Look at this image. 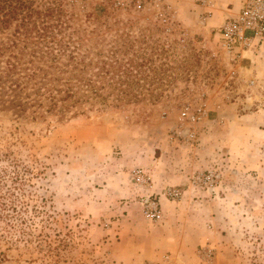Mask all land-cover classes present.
I'll list each match as a JSON object with an SVG mask.
<instances>
[{"label": "rangeland", "instance_id": "374dc122", "mask_svg": "<svg viewBox=\"0 0 264 264\" xmlns=\"http://www.w3.org/2000/svg\"><path fill=\"white\" fill-rule=\"evenodd\" d=\"M49 4L134 94L41 117L0 104V264H264V48L229 56L198 0Z\"/></svg>", "mask_w": 264, "mask_h": 264}, {"label": "trees", "instance_id": "16d2710c", "mask_svg": "<svg viewBox=\"0 0 264 264\" xmlns=\"http://www.w3.org/2000/svg\"><path fill=\"white\" fill-rule=\"evenodd\" d=\"M44 9L34 7V0H0V33L10 35L8 46H0V56L5 50L17 49V53L10 52L4 81L2 76L0 79L7 97L0 104L17 115L31 112L41 117L66 115L86 103H107L108 88L112 90L109 94L133 97L130 67L121 81L116 61L80 52L75 40L54 32L64 25L60 11L50 4ZM130 102L123 98L113 101L115 105Z\"/></svg>", "mask_w": 264, "mask_h": 264}, {"label": "built area", "instance_id": "2783aa9c", "mask_svg": "<svg viewBox=\"0 0 264 264\" xmlns=\"http://www.w3.org/2000/svg\"><path fill=\"white\" fill-rule=\"evenodd\" d=\"M198 1L203 5L207 3V0ZM215 36L220 48L234 59L241 58L245 52L259 54L264 48V0H243L238 14L227 18ZM255 84V80L251 81V85Z\"/></svg>", "mask_w": 264, "mask_h": 264}, {"label": "crops", "instance_id": "0c3cea01", "mask_svg": "<svg viewBox=\"0 0 264 264\" xmlns=\"http://www.w3.org/2000/svg\"><path fill=\"white\" fill-rule=\"evenodd\" d=\"M242 2L243 0H207L205 5L199 6L204 10H208L212 14V16L206 20H210L211 24L216 23V27H220L227 18L238 14ZM213 29L215 28H210L208 33L212 35V32L214 31Z\"/></svg>", "mask_w": 264, "mask_h": 264}]
</instances>
